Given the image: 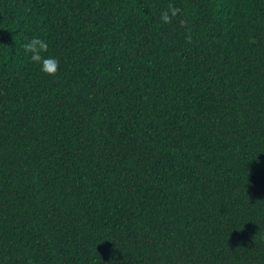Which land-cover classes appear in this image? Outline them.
Wrapping results in <instances>:
<instances>
[{"label": "trees", "instance_id": "1", "mask_svg": "<svg viewBox=\"0 0 264 264\" xmlns=\"http://www.w3.org/2000/svg\"><path fill=\"white\" fill-rule=\"evenodd\" d=\"M0 264H264V0H0Z\"/></svg>", "mask_w": 264, "mask_h": 264}, {"label": "clouds", "instance_id": "2", "mask_svg": "<svg viewBox=\"0 0 264 264\" xmlns=\"http://www.w3.org/2000/svg\"><path fill=\"white\" fill-rule=\"evenodd\" d=\"M169 11L171 12V16L169 15ZM169 11L162 13L161 19L163 22H170L171 17L175 16L179 9L170 7ZM22 47L29 61L38 66L41 73L50 76H55L58 73L60 60L54 55H47L49 53V41L47 39L34 35Z\"/></svg>", "mask_w": 264, "mask_h": 264}]
</instances>
